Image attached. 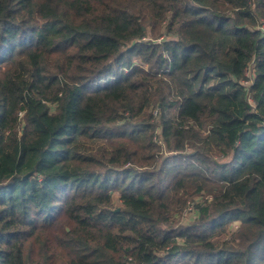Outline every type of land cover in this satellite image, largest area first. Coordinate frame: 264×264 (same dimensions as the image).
Masks as SVG:
<instances>
[{"label":"trees","instance_id":"16d2710c","mask_svg":"<svg viewBox=\"0 0 264 264\" xmlns=\"http://www.w3.org/2000/svg\"><path fill=\"white\" fill-rule=\"evenodd\" d=\"M0 264H264V0H0Z\"/></svg>","mask_w":264,"mask_h":264},{"label":"rangeland","instance_id":"374dc122","mask_svg":"<svg viewBox=\"0 0 264 264\" xmlns=\"http://www.w3.org/2000/svg\"><path fill=\"white\" fill-rule=\"evenodd\" d=\"M249 73H251V71H249ZM115 199H116V206H118V208L117 209H119L120 207V205H121V202H120V200H119V196H118V194L117 195H115ZM193 216H194V213H192V211H190V212H187V214H186V216L184 217V219H183V221L184 222H188L190 219H192L193 218ZM236 225H237V222H235V223H233V228H235L236 227Z\"/></svg>","mask_w":264,"mask_h":264},{"label":"built area","instance_id":"2783aa9c","mask_svg":"<svg viewBox=\"0 0 264 264\" xmlns=\"http://www.w3.org/2000/svg\"><path fill=\"white\" fill-rule=\"evenodd\" d=\"M155 114H157V111L155 112Z\"/></svg>","mask_w":264,"mask_h":264}]
</instances>
